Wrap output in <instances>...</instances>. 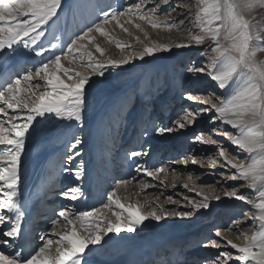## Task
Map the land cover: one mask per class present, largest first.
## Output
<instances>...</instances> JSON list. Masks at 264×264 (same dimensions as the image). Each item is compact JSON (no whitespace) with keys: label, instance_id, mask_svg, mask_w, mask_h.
I'll return each mask as SVG.
<instances>
[{"label":"snow or ice","instance_id":"obj_1","mask_svg":"<svg viewBox=\"0 0 264 264\" xmlns=\"http://www.w3.org/2000/svg\"><path fill=\"white\" fill-rule=\"evenodd\" d=\"M162 6H169L164 11L163 19L160 15ZM178 7L179 3L172 6V0H134L127 7L109 6L108 10L101 9L98 21L87 26L86 30L66 42L54 37L57 43H51L48 48L40 42L46 36L50 23L59 19L62 0H0V53L7 50L15 54L21 47L34 51L36 57L51 52V57L47 61L41 60L34 71H27L23 76L17 74L14 80L9 78L0 86V223L8 228L6 231L0 230V240L8 238L4 240L5 244L13 246L22 236L23 213L17 200L19 173L27 137L35 131L38 118L55 117L82 124L88 90L94 83L93 77L102 78L110 69L123 68L137 60L145 61L159 54L170 53L173 49L199 47L210 41L204 66L193 63L186 67V72L189 76L195 73L207 75L221 90L234 82L233 92L228 97L215 93H185L184 99L205 107L189 108L173 123L175 129L183 130L186 126H193L198 117L208 116L211 127L195 134L193 141L199 145H216V158L211 160L212 165L215 167L219 161L221 168L231 170L226 176L227 180L243 182L229 185L228 190L223 191V196L251 206L254 212L248 218L253 223L248 225L247 230L251 231L253 227L256 230L250 236L241 230L237 237L243 240L241 245L227 240L226 246L234 251L215 253L202 264H233V261L237 264H264V60L256 59L258 52H264V25L245 18V13L250 15L257 9L264 15V0H195L194 4L189 5L190 11L195 9L194 19L188 20L185 15L184 19L176 21L173 18L172 23L167 22ZM186 20L199 30L198 33H193L191 28H177V24L184 25ZM113 22L116 28L133 37L141 47L135 48L131 44L116 41V47L120 50L119 58L107 57L95 42L94 34L112 42L105 26ZM144 25L154 30L170 32L176 29L188 34L180 42H153L149 40ZM135 33H141L143 40ZM57 48L61 49L60 54L52 51ZM91 48L104 59H96ZM62 61H67L69 66L66 67ZM34 80L43 81V85L33 84ZM42 86L44 90L38 92ZM229 128L234 131H229ZM175 129L156 127L154 131L156 135H162ZM221 135L229 142V149L214 138ZM81 144L79 138L69 143L68 151L74 154L68 157L69 161L80 155L78 149ZM234 152L246 154L247 162H243L242 156L232 155ZM148 154L132 150L128 155L136 158ZM234 160L241 162L236 163ZM179 162L187 163L186 160ZM198 163L196 158L191 160L193 165ZM135 171L158 180L161 185L168 178V170L164 167L138 166ZM161 173L164 174L163 178ZM72 174L76 181L82 179L83 162L76 165ZM220 175L224 176V173ZM173 177L175 179V173ZM130 183L131 179L117 181L113 190L107 193V202L102 208L83 211L65 208L59 211L55 214L58 219L52 221L53 230L50 234L58 239L42 237V246L27 254L23 251L12 253L0 250V264H88L86 256L92 250L90 246L101 244L110 234L119 236L121 233H134L141 226L146 227V221L159 224L169 217L190 218L194 212L209 210L210 200L221 199L218 189L212 185L208 186L207 193L197 191L195 181L189 176L183 187L190 192L195 191L196 196L201 197L195 201L185 197L187 203L182 207H188L189 211L166 208L164 204L179 203L171 195L164 204L159 202V195L154 200L146 198L143 203L125 204L123 200L128 197L117 196V189ZM220 183L222 181L218 180L217 184ZM172 186L175 187V183ZM150 187L155 185H141L145 190ZM237 187H246L249 192L238 194ZM63 195L68 200L78 201L81 189L70 187ZM105 210L111 212V216ZM234 223L238 224L239 221ZM215 237L221 240L211 239L202 246L221 248L224 240L221 229L215 231ZM54 244L55 248L52 247ZM15 246L23 248V245Z\"/></svg>","mask_w":264,"mask_h":264},{"label":"bare ground","instance_id":"obj_2","mask_svg":"<svg viewBox=\"0 0 264 264\" xmlns=\"http://www.w3.org/2000/svg\"><path fill=\"white\" fill-rule=\"evenodd\" d=\"M112 1L97 0V3H104L103 7L108 9L109 6L118 8L111 5ZM114 1H118L120 6L126 3L123 7L129 5L126 0ZM177 1L172 0V4ZM186 2L188 4L183 5L181 3L179 5L181 10L176 11L177 13L174 12L167 22L172 23L173 18L176 21L184 19L185 15L188 14L190 16L187 18L190 20L195 13V9L193 8L190 11L189 5L194 4V0H186ZM167 7L169 6H164L163 10ZM95 10L93 8L92 11L87 12L76 22L74 21L75 32H71V30L67 32L70 35L69 40L75 34L86 30V27L93 22L98 21L99 15H95ZM261 16L264 15L261 14L259 9L250 15L245 13L246 19L258 24ZM55 23H50V26L46 29V36L40 42L44 46L56 33ZM51 24H53V28H51ZM105 27L112 38V42L100 37L98 34H94L95 42L105 51L107 57L119 58L120 50L116 47L115 42L119 41L122 44L132 45L134 39L116 28L114 22ZM144 28L146 30L149 27L144 25ZM177 28H191L192 30L191 24L187 20L184 25L177 24ZM175 31L174 38L170 41L180 42L188 34L186 31L176 29ZM63 32L62 28V35ZM140 34L135 33L138 36ZM198 48L201 47L192 46L188 49H173L170 53L164 54L175 56L176 59L190 53H196ZM22 49L21 47L15 54L7 50L0 53V68L3 69L0 72V86H3L9 78L14 80L17 74L20 75L24 71V68L31 66L35 69L39 67V63L33 62L32 59H18L16 55L24 53ZM90 50L93 51L96 59H104V57H100L99 54L95 53L94 48ZM256 58L258 61L264 60V52H258ZM165 61H168L167 58L159 54L145 61L138 60L133 66L131 64L119 68L117 74L111 73L110 69L102 78L93 77L94 83L88 90L82 124H77L74 121H62L55 117L38 118L39 123L35 124V131L27 137L26 149L22 156L19 173L20 183L17 200L23 213L21 220L22 236L16 240L15 245H23V248L21 249L15 245L9 246L4 243V240L8 238H3L0 240V250L12 253L23 251L27 254L32 252L33 249L38 250V246H42L44 242L41 239L42 237L45 239H58L57 236L50 235L53 230L52 221L58 219L56 213L65 208L73 211L102 208L103 204L107 202V193L113 190L119 180H132V183L127 186L117 189V196L121 198L128 197L127 200H123L125 204L143 203L147 191L149 192L152 188L156 189L157 185L161 184L158 180H152L150 177L137 173L135 168L138 166L142 168L162 167V161H164L163 163L167 165L163 167L168 170V176H171V173L179 175L185 173L190 168L188 161L192 155H198L202 159L210 161L214 159L216 153L212 146L196 145L191 150H187L181 147V143L174 146V144H166V140L159 141L154 132L155 126L161 127V123L155 122L156 120L159 121V116L148 115L150 110L142 111V107L130 109L133 104V95H135L134 99L137 103L154 95L159 79L156 78L155 74L163 69ZM62 63L66 67L69 66L67 61H62ZM5 68L7 69L6 74ZM18 68L21 72L17 71ZM183 84L185 89H194L193 92L202 93L201 87H194L192 83L191 86H188L186 82H183ZM43 90L42 86L41 91ZM225 90L222 91L225 92ZM177 91L180 92V90ZM190 103L191 105H189ZM158 104L155 106H158ZM184 105H187L186 109H189L200 107L201 104L187 101ZM179 108L175 110L172 121L178 117ZM127 111L130 115L125 116ZM145 116L147 117L145 118ZM200 130L199 128L198 132ZM76 132H79L83 138V142L79 146V157L85 170H83L84 175L79 181H76L74 176L69 175V171L64 172L65 169L69 168L66 164L69 165L70 162L74 165L76 159L74 157L72 161H69L68 159L65 160L66 157L64 156L65 149H68L67 146L73 141ZM132 150L145 151L149 154L130 158L128 154ZM180 153H185L183 155L187 161L186 164L179 162L184 160L178 157L175 158ZM171 155L172 159H169ZM167 159L172 161L168 163ZM244 162L247 161L244 160ZM70 170L75 169L70 168ZM220 173H224L223 177L226 178L227 174L224 170H221ZM210 177L211 175L208 174L204 179L210 180ZM142 183L154 184L155 187L145 190L141 188ZM242 183L230 180L227 183L222 182L221 186L217 187L218 194L221 195L220 201L212 200L209 210L194 212L190 218L169 217L159 224L146 221L147 226H141L134 233H121L119 236L110 234L105 237L101 244L90 246L92 250L87 252L86 256L88 264H176V262L177 264H186V262L191 264L198 262L200 259L202 261L210 259L214 254L213 250L206 249L202 244L196 245L202 240V238H199L200 235L204 233L208 235L213 232L206 225L208 223L213 225V228L230 229L222 231L224 240L221 242V251H234L226 246L227 240L241 245L243 240L237 238L240 231L245 230L247 235L250 236L256 230L255 227L251 231L247 230L248 225L253 223L248 218L254 212V210H251V206L243 201H235L223 196V191L228 190L229 185ZM178 185L177 182L175 187L166 184L161 185L163 196L176 194L179 189ZM70 187H80L81 198L78 201H71L64 197L63 193L67 192ZM135 190L140 191L143 196L137 198ZM237 192L238 194H244L248 193L249 190L246 187H238ZM56 193H62V195L59 196ZM164 206H167V204ZM241 208L246 211L243 214L244 217L238 215V210ZM105 211L107 212V210ZM107 215L111 216V212H107ZM234 221H239V223H234ZM8 223L10 224L11 221L9 220ZM180 227L185 228L178 230ZM185 229L189 230L184 234H177V231L183 232ZM0 230L6 231L8 228L5 224L0 223ZM52 247L55 248L56 245L54 244ZM134 261H137V263H134ZM233 264H237V262L233 261Z\"/></svg>","mask_w":264,"mask_h":264},{"label":"rangeland","instance_id":"obj_3","mask_svg":"<svg viewBox=\"0 0 264 264\" xmlns=\"http://www.w3.org/2000/svg\"><path fill=\"white\" fill-rule=\"evenodd\" d=\"M126 2L131 4L134 2V0H126ZM100 3H97V0H62V10H60L58 13L59 19L55 20L56 23L53 22V24L55 23V32L56 33L53 36V38L45 44V47L50 48L51 43H57V39H55L54 37H58L60 42L68 41L69 40L68 37L70 35L67 32L69 30H71V32L72 31L75 32L74 21L76 22L77 19L83 17L87 12L92 11L93 8L96 9L95 15H99V12L101 11V9L108 10V8L103 7L104 3H102V4H100ZM177 3H179V5L181 3L183 5L188 4L186 2V0H182V1L178 0L176 3H173L172 6H176ZM194 3H195V0H194ZM117 4H118V1L113 0L111 5H113V6L115 5V7L120 8L121 7L120 4H118V6H117ZM125 4L123 3L122 5L124 6ZM163 8H164V6H162L161 10H160L161 19L164 18V11L165 10H163ZM180 10H181V7H178L177 11L179 12ZM186 16L189 17L190 15L188 14ZM191 19H194V15H192L190 20ZM53 24H51L52 25L51 28L54 27ZM259 24L264 25V16L260 17ZM191 27H192V25H191ZM62 28L64 31L63 35H62ZM145 31L147 32L150 41L162 42V43H167L171 39H173L175 32H176L175 29H173L172 31L169 32V31H165L162 29L154 30L151 27L147 28ZM198 31L199 30L197 28L192 27L193 33H198ZM139 36H140L141 40H143V35L140 34ZM210 44L211 43L206 42L204 45L200 46L201 48L196 49V53H190V54H187L183 57L176 58V59H175V56L162 54L163 57L167 58L168 61H165V65H164L163 69H161L160 72L155 74L156 78H159V79L157 81L158 85L155 88L154 95H152L150 97H146V98L142 99L141 101H138V103L135 101L136 99H134L135 95H133V97H132L133 104L130 107V109L142 107V109H141L142 111L143 110L144 111L150 110V114L148 113V115L151 116L154 114L156 116H159L158 117L159 121L156 120L155 122H158L159 124L161 123V127H165V128L171 127L173 129H175V125H174L173 121L178 119L179 116L184 114V112L187 110L186 109L187 105L186 106L184 105L187 103V101H185L186 99H184V94L187 92L195 93V92H193L194 89H192V90L191 89H185L183 82L188 83V86H191V83H192V85L194 87H197V86L201 87L202 93H204V94L215 93L216 95H219V96H225V97L230 96L232 94L233 88L235 86L234 82L232 85H230L225 90V92H223L221 89H219L215 85V82L211 81V79L207 75L195 73V74H192L191 76H189V74L186 72V67L189 66L190 64L195 63L197 65L204 66V63L206 62L207 55L209 54ZM132 45L135 48L141 47L140 44H136L135 40L132 42ZM22 50L24 51L25 54L24 53L17 54L16 56L18 57V59H20V58H26V60L32 59L33 62L36 61L39 63L41 60L47 61L51 57V52H46L43 57H36L35 53L33 51L30 52V50H27V49H22ZM52 51H54L56 54H60L61 49L57 48V49L52 50ZM137 62H138V60L134 61L132 63V66L135 65ZM34 70L35 69L31 68V66H29L28 68H24V71L20 74V76H23L25 74V72H27V71H34ZM1 71H3V69L0 68V72ZM17 71L21 72L20 68H18ZM112 72L117 74V73H119V70L118 69H111V73ZM185 79H187V80L185 81ZM36 83H40L41 85L43 84L42 81L34 80L33 84H36ZM41 89H42V87L38 90V92H42ZM177 90H180V92ZM25 94L30 95V93H25ZM213 98L215 99V97H213ZM33 99H34V97H33ZM177 100H179V101H177ZM157 103H159L158 106H155V105H157ZM196 104H198V102H196ZM189 105H191V103ZM200 107H205V106L200 105ZM178 108L180 109L178 117L172 121L173 114L175 113V110ZM128 114L130 115L129 111L126 112L125 116H128ZM147 116H145V118ZM203 124H205V125H203ZM219 126L222 128L224 127L223 125H219ZM156 127H159V126H155V128ZM210 127H211V125L208 122V116L205 115V116L198 117L195 124L191 127L186 126V128L183 130L175 129L172 132H167V133H164L162 135H156L155 134V136L158 138L159 141H161V140L165 141L166 140L165 142L168 145L174 144V146H176L179 143H181L182 148H186L187 150H191L194 146L199 145L198 143H195L193 141V137L195 134L198 133V129L200 128L201 129L200 131H207ZM228 130L234 131V130H231L230 128ZM166 137H167V139H165ZM74 138H79L83 142V138L79 132L74 133ZM214 138L221 141L222 145L226 149H229L231 147L229 142L225 139L224 136L221 135V136H216ZM211 146H212V148H214V150L217 147L216 145H211ZM65 150H66V152H65L64 156L66 157L65 158V160H66V159H68L70 154H72V152L70 153L68 151V149H65ZM78 150L80 151V149H78ZM183 154H185V153L177 154L175 158L178 157L181 160H185ZM114 155H116V154H114ZM232 155L242 156L243 162H244V160L247 161V159H246L247 155L246 154H241L240 152H234ZM75 157H76V159L74 160V163H73L74 165H72V163H70V162H69L70 166L66 164V166L69 167V168H67V171H69V175H72V176H73L72 173L74 170L72 171V170H70V168L75 169L76 165L81 163L80 157L79 156H75ZM169 157H170L169 159H172V155ZM193 158H196L199 161V163L196 165L191 164V160ZM215 158H216V155L214 156V159ZM230 158H231V156H230ZM169 159H167V161H169L168 163H170V161H172ZM163 162L164 161H162V167L164 165H167V164H164ZM234 162L239 163V162H241V160H234ZM66 163H68V162H66ZM219 164H220V162L218 161L216 164L217 166L214 167L210 160L202 159L198 155H192L191 159L188 161V166L190 168H188L185 173H181L180 175L175 174V179L173 177V173H171V176H168L167 180L165 181V184L170 185V186H172L173 183H176V182L179 184L178 185L179 189L176 191V194H168L167 196H163L162 186L158 184L156 189H154V188L150 189L149 192L147 191L145 196L148 200H154L155 197L157 195H159L160 196L159 202L161 204H164V201L166 200V198L169 195H171L172 198L174 200H177L179 203L178 204H167V206H165L166 208H168L169 210H176V211H189L190 209L188 207H182V205H186V203H187V201L185 200V197L191 198L194 201L199 200L201 197H197L195 194V191L190 192L187 188H184L183 184L187 183L188 177L191 176L193 178V180L195 181L196 190L197 191L203 190L205 193H207L209 191V188H208L209 185H212L213 187H216V188L221 186L220 185L221 183L217 184L218 180L227 183L228 180L226 178H224L223 176H221L220 172H221V170H224V172L228 175V174H230L231 170H226L224 168H221L219 166ZM64 172H65V170H64ZM208 174L211 175L210 180H205L204 178ZM163 175L164 174L161 173V178H163ZM189 187H192V185H189ZM135 193L137 194L136 195L137 198H140L141 196H143V194H141L140 191L135 190ZM57 194H59V193H56V195ZM61 195H62V193L59 194V196H61ZM225 198H227V197H225ZM211 202H212V200L209 201V203H211ZM164 205H166V204H164ZM147 210H150V209H147ZM245 213H246V211H244V208H241L240 210H238V215L242 216ZM243 217H244V215H243ZM171 218H177V217H171ZM206 225L214 233L211 232L212 234L210 233V234L206 235L204 233V234L200 235L199 238L200 239L202 238V240L199 241L198 244H196L197 246H199V244L203 245L205 243H208L211 239L217 240V238H218V241L221 240L220 237H215V231L218 228H213V225H211L210 223H208ZM183 228H185V227H180L178 230H181ZM219 229L222 230V228H219ZM188 230L189 229H185L183 232L177 231V234L178 235L184 234ZM204 235H206L205 236L206 240H205V238H203ZM205 248L206 249L210 248V250H213L212 252H214V254L216 252L218 253L219 251L222 250L221 248H219V249H216L214 251V249L211 248L210 245L208 247H205ZM176 264H177V262H176ZM186 264H190V263L186 262ZM191 264H202V259H200L196 263L193 262Z\"/></svg>","mask_w":264,"mask_h":264}]
</instances>
